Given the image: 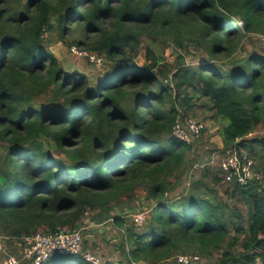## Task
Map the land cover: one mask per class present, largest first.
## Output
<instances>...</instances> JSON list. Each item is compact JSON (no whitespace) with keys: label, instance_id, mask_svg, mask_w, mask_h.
<instances>
[{"label":"trees","instance_id":"obj_1","mask_svg":"<svg viewBox=\"0 0 264 264\" xmlns=\"http://www.w3.org/2000/svg\"><path fill=\"white\" fill-rule=\"evenodd\" d=\"M74 18L70 30L97 38L88 43L97 51L91 54L113 59L100 79L64 71L44 42L46 31L63 39ZM104 20L111 21V31ZM176 23L198 32L206 40L198 44L209 56L229 59L236 34L264 33V0H0V229L6 235L19 237L39 227L45 232L75 229L91 206L100 208L98 220L113 218L121 231V262L100 264H161L187 251L180 254H197L200 264L202 256L224 244L217 264H264L262 180L227 183L222 170L209 169L204 160L198 165L201 177L187 195H164L168 178L186 162L185 150L205 126L190 144L172 135L179 113L164 106L168 86L161 80L168 75L155 72L161 58L147 49L152 62L138 66L127 48L137 47L140 31L125 27ZM179 58L170 86L188 92L189 99L204 100L211 116L223 121V152L244 150L264 170V135L248 137L258 127L264 131V54L234 55L222 65L201 60L195 67ZM128 98L131 107L122 101ZM189 99L185 103L191 104ZM85 118L89 124L80 129ZM77 132L79 143H71ZM49 138L55 148L67 147L68 162L53 156ZM144 183L151 210L137 230L133 218L128 226L123 214L111 213L109 203ZM216 184L226 185V198L242 201L247 222L218 197ZM236 245L238 252L231 250ZM42 264L92 263L81 255L58 253Z\"/></svg>","mask_w":264,"mask_h":264},{"label":"rangeland","instance_id":"obj_2","mask_svg":"<svg viewBox=\"0 0 264 264\" xmlns=\"http://www.w3.org/2000/svg\"><path fill=\"white\" fill-rule=\"evenodd\" d=\"M75 19L76 18L72 19V21L69 20L71 24L66 26L65 30L67 34L63 39L56 38L51 34L50 31H46L43 35L44 42L47 43L48 49L57 58L64 71L68 73L75 72L76 74H85L88 76V78L90 77V79L93 77H98L100 79L103 77L106 71L110 69V66L113 63V59L108 58L102 53V59L99 57L101 59V62L96 63L95 60L90 57L91 55L93 56L97 51L92 50L90 48L92 45L88 43L90 41H96L97 38L95 36H92L91 39L85 38V34L76 33V29L70 30L69 28L73 27L75 24ZM104 21L105 27L109 29V31H111V21ZM239 24H241V21H239ZM125 28L131 29L132 31H140V33L136 36L137 47L135 49L127 48V54L133 56L134 62L138 66L143 67L149 65L152 62V59L147 55V49H150L156 58H161V61H159L158 65L155 68V72L158 73L160 71L161 75H168V81L166 79L161 80V83L164 86H168L167 90L165 91L164 106L167 108H175L178 111L181 110V113L196 118L204 123V132L193 143L191 147L185 150V157L187 158V160L177 169L176 173L168 178V191L164 194L165 197L168 198L185 196L191 191L192 187L196 186L195 183L201 177L203 168H200L198 165H200V163L205 160V166L206 164H209V169L216 171L218 169L220 160L226 154V150L223 152L222 147L218 148L216 144L217 140L222 141L219 130L223 121L211 116V112L207 109L208 106H203L204 100L199 98L197 99L195 95H193V97L189 99L188 92H185L181 88L177 89L170 86V76L173 73V69L177 68L176 65L180 59L179 56L182 57V60L180 62H191V67H195L196 63L198 64L201 60L213 59L216 64L222 65L225 61L231 60L234 55L245 57L251 51L256 54H264V33L243 31L239 32L235 35V37H233V45L236 46L233 52V56H231L229 59L228 57L217 59L214 56H209L202 45L199 46L198 40H202L203 42H205L206 40H203L198 32L192 33L188 31L185 23H176L173 27L166 28H160V26H158V28L151 26L137 27L135 25L128 24ZM175 39H179L182 42L183 46L181 47L177 45L174 41ZM78 41H83V43L80 42L79 45H77ZM194 46L198 47L197 52L195 54L188 53L187 50H193ZM95 58H97V56ZM172 64H174V66ZM171 84H173V82ZM127 89L131 90L132 87H127ZM189 91L191 92V90ZM187 99H189L191 104L185 103ZM122 101L125 102L128 107H131V105L133 104L131 98L123 99ZM80 120L81 118L77 119L78 122H80ZM78 124V127L80 129H84L88 126L89 119L85 118L83 119L82 123ZM54 129L59 130L58 128ZM72 135L73 134H71L70 136ZM260 135H264V131L258 127L256 129V132L250 134L248 137ZM167 137V135L163 136L162 141H164ZM71 140V143H79V133L77 132L74 136H72ZM46 143H48L47 145L51 146L50 150L53 156H59L65 161H69V159L65 157L64 153L67 147L62 146L55 148L53 144V138H49ZM3 147L4 146L0 142V152L3 151ZM209 156H212V158L208 159ZM253 160L255 162V170L261 173L262 182L264 184L263 167L258 166V161L256 158H253ZM211 184V180L208 179L206 181V187L207 185L208 187H210ZM225 186L226 185L222 184L215 185V190L218 197L229 204L231 208L237 210L243 217V221L247 222L246 206L242 203L241 200L226 198V195L224 193ZM147 187L148 183H144L135 187L132 191L120 195L117 199L112 200L109 203L112 206L111 213L115 214L117 211H119V213L122 212L128 223V226H133L131 219L134 218V216H136V213L139 211L145 212L147 218L151 210V207L149 205L151 200L150 198H148ZM203 187H200V189H203L204 191L208 189ZM86 208H89L88 214H83L80 224L77 228H75L82 229V250L91 251L92 254L94 256L96 255L100 260H102L101 257L103 254L104 257H112L111 259L114 261L113 263L117 262L120 252H118V245L116 244L122 241L120 234L121 231L118 232L119 224L115 223L113 225L110 222H104V220L101 222L97 220L93 221L94 216L101 213L100 208L91 206H86L85 209ZM133 227L137 230H140L144 226L134 225ZM229 227L231 229V233L233 234L234 232L232 227L230 225ZM101 228L105 230L103 233L100 231ZM39 230L43 231V229L40 227ZM3 232L6 233L5 230ZM106 237H108L107 242L103 240ZM113 237L116 238V242ZM7 239L4 245L6 253L14 254L21 259L22 245L19 242H15L14 239ZM225 248L226 247L224 244L221 249L213 251L210 256H202L203 259L200 264H217L221 257L222 250ZM231 250L234 252L240 251V245H236ZM180 253L191 252L187 251ZM5 258V253L0 254V264H3ZM171 260L172 257L168 258L162 263L175 264ZM22 262L24 264L27 263L25 260H22ZM229 264L232 263L230 262Z\"/></svg>","mask_w":264,"mask_h":264},{"label":"built area","instance_id":"obj_3","mask_svg":"<svg viewBox=\"0 0 264 264\" xmlns=\"http://www.w3.org/2000/svg\"><path fill=\"white\" fill-rule=\"evenodd\" d=\"M96 63H100L99 57L90 56ZM178 117L172 126L171 133L176 138L190 144L197 138L201 130L204 128V123L191 116H186L178 111ZM237 142V141H236ZM205 165V163H204ZM201 164V166H204ZM222 170L224 181L227 183L236 182L239 185H248L252 180H262V175L255 170V162L245 151H238L232 148L226 151V154L218 164ZM88 209L85 214H88ZM145 212L139 211L134 216V221L137 225H142L145 221ZM113 218L107 219L110 222ZM14 239L22 245L21 259L14 254L6 253V239ZM82 229L63 228L54 232H45L37 230L31 234H23L19 237H10L0 229V254L5 253L6 258L3 264H23L22 260L30 261V264H42L51 256L58 253H69L73 255H81L92 264H100V259L92 254L89 250H82ZM177 264H196L201 261L197 254H176L172 257Z\"/></svg>","mask_w":264,"mask_h":264},{"label":"crops","instance_id":"obj_4","mask_svg":"<svg viewBox=\"0 0 264 264\" xmlns=\"http://www.w3.org/2000/svg\"><path fill=\"white\" fill-rule=\"evenodd\" d=\"M216 144H217V146H218V148L220 147H222V141L220 140H217L216 141ZM121 214H122V212H120ZM101 217H100V215L98 214V215H95L94 216V219H93V221L94 220H97V221H99V222H101L100 220H98V219H100ZM107 219V218H106ZM106 219H104V222H107V220ZM103 221V220H102ZM107 224V223H106ZM96 231V230H95ZM100 231L103 233L105 230L103 229V228H101L100 229ZM89 235V234H88ZM113 239L115 240V242H116V238H114L113 237ZM105 242H107V240H108V237H106V238H104L103 239ZM109 242H110V240H109ZM118 242V241H117ZM116 245H118V252H120V254H119V257H118V261L117 262H121V259H122V257L124 256V254H122V252L120 251V249H119V243H117ZM112 257H104V255L102 254V257H101V259L102 260H109V261H112V262H114L112 259H111Z\"/></svg>","mask_w":264,"mask_h":264},{"label":"water","instance_id":"obj_5","mask_svg":"<svg viewBox=\"0 0 264 264\" xmlns=\"http://www.w3.org/2000/svg\"><path fill=\"white\" fill-rule=\"evenodd\" d=\"M135 264H148L146 262H138V263H135ZM163 264V263H162ZM166 264V263H165Z\"/></svg>","mask_w":264,"mask_h":264}]
</instances>
